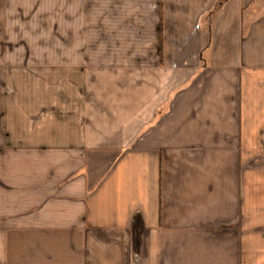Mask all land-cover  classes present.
<instances>
[{
  "label": "crops",
  "instance_id": "obj_1",
  "mask_svg": "<svg viewBox=\"0 0 264 264\" xmlns=\"http://www.w3.org/2000/svg\"><path fill=\"white\" fill-rule=\"evenodd\" d=\"M217 5L0 0V264H264V0Z\"/></svg>",
  "mask_w": 264,
  "mask_h": 264
},
{
  "label": "rangeland",
  "instance_id": "obj_2",
  "mask_svg": "<svg viewBox=\"0 0 264 264\" xmlns=\"http://www.w3.org/2000/svg\"><path fill=\"white\" fill-rule=\"evenodd\" d=\"M225 2H226V0H218V5L215 8V13H214V11L212 13V14H214L213 16H217L219 14V12L223 9ZM215 18L216 17H214L213 19H215ZM207 22H209V21H207ZM207 24H208V26L211 25V23H207ZM51 44H52V41L50 42V46H51Z\"/></svg>",
  "mask_w": 264,
  "mask_h": 264
}]
</instances>
